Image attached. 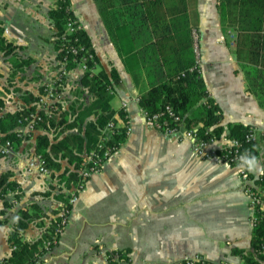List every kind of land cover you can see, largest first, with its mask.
<instances>
[{"label": "crops", "instance_id": "1", "mask_svg": "<svg viewBox=\"0 0 264 264\" xmlns=\"http://www.w3.org/2000/svg\"><path fill=\"white\" fill-rule=\"evenodd\" d=\"M192 1L190 13L188 0V14L196 27L192 30L198 31L199 69L209 97L220 109L222 136H227L229 125L264 130V109L246 91L232 40L220 28L216 0ZM69 3L97 57L94 73L102 70L116 76L110 106L116 124L123 127L118 113L123 103L128 104L131 132L78 193L68 224L41 264H104L106 255L116 251L130 254L132 264H177L195 255L213 264H243L234 251H250L253 225L236 169L225 168L217 159L203 160L188 140L168 138L150 128L135 99L145 95L151 83L142 52L137 47L130 51L129 31H121L126 46L120 51L94 0ZM55 5V0H0L2 37L16 47L11 55L0 47V116L27 107L30 97H37L57 70L56 32L49 18ZM22 62L26 64L19 66ZM83 73L79 65L69 71L56 104V115L63 112L67 126L50 133L37 129L13 145L8 155L0 154V175L9 174L16 186L6 195L12 201L9 209L4 211L0 199V260L10 255L8 236L19 209L35 205L38 218L23 238L43 240L58 208L73 192L75 185L68 176L75 170L63 156L66 150L52 155L56 164L48 168L52 175L30 173L26 165L36 153L39 135L47 134L53 143L70 138L68 147L73 148V137H82L85 122L94 119L92 115L82 125L68 127L95 100L81 84ZM257 146L258 165L264 167V145Z\"/></svg>", "mask_w": 264, "mask_h": 264}, {"label": "trees", "instance_id": "2", "mask_svg": "<svg viewBox=\"0 0 264 264\" xmlns=\"http://www.w3.org/2000/svg\"><path fill=\"white\" fill-rule=\"evenodd\" d=\"M55 2V7L49 12V18L56 32L54 41L56 58L59 61L66 60L68 71L77 67L81 58H86L88 70L84 71L81 84L95 98L68 127L82 122L80 126L88 117L92 115L95 117L85 122L82 137L78 135L73 137L71 143L73 148L68 147L70 138L53 143L47 134L36 138L35 148L36 153L43 156L47 168L56 165L51 158L52 155L67 151L63 156L69 158V163L75 170L68 176L73 182V187L79 180L84 153L96 148L107 123L114 118L110 106L112 95L109 91L113 80L115 82L117 80L113 73L111 77L102 70L94 73L98 60L83 30L67 34L65 36L67 41L62 39L66 32L67 20L75 17L69 9V0ZM94 3L114 45L123 51L126 38H122L121 31H129L127 35L132 45L130 51H135L134 48L137 47L138 51L142 52V63L151 87L139 98L138 105L141 111L147 116L158 115L159 124L174 126L175 122L166 110L170 108L183 120L187 129L196 128L202 139L208 138L204 135L207 129L209 136L219 138L224 132L220 124L221 112L218 105L209 97L200 69L196 66L192 38V28L196 27L189 19L188 0H94ZM216 10L225 37L230 32L235 35L233 54L243 71L246 91L254 96L260 108L264 109V0H216ZM129 21L136 22L128 24ZM0 47L7 55L13 54L16 50L15 46L5 42L1 30ZM72 48L76 50L75 54L71 52ZM24 64L26 62L18 65ZM65 80L66 78L60 83L59 91H63L62 85ZM37 97H30L28 106L15 114L0 116V144L9 141L13 147L28 138L18 137L16 132L20 127L19 121L36 111ZM1 106L3 103L0 100ZM58 111L55 110L50 119L41 112L43 121L36 128L50 133L56 132L64 124L67 126L63 112L56 115ZM118 114L125 122V113L120 110ZM247 130L248 128L242 125H229L227 137L243 138ZM125 140L126 128L117 127L105 144L119 149ZM257 147L255 143L244 144L242 150L258 158ZM261 178L264 186V175ZM15 189V184L9 180V174L0 175V199L3 201L4 211L12 206V201L7 200L6 195ZM17 198L16 195L14 199ZM38 212L35 205L18 210L8 236L11 252L9 257L3 260V264H35L44 239L28 242L24 240L23 234L28 225L38 218ZM52 227L53 224L47 232L52 231ZM47 236L48 233L44 238ZM263 243L264 222L260 221L252 229L250 251L245 253L243 250H235L234 253L241 256L243 264H264V256L260 254Z\"/></svg>", "mask_w": 264, "mask_h": 264}, {"label": "built area", "instance_id": "3", "mask_svg": "<svg viewBox=\"0 0 264 264\" xmlns=\"http://www.w3.org/2000/svg\"><path fill=\"white\" fill-rule=\"evenodd\" d=\"M82 30L81 25L76 19H68L66 22V32L62 36L63 40L67 41L66 35L73 33L74 31ZM193 38V51L195 54L196 66L199 67L200 54L198 44V31L192 30ZM229 38L232 40V48L235 47V35L230 32ZM71 52L76 53V50L72 48ZM91 56H89V59ZM86 58H81L79 66L83 71H87L88 67L85 63ZM69 71L67 70L66 60L59 61L57 70L52 77V80L43 85L41 92L38 95L37 109L35 112L24 116L20 121V127L16 133L18 137L30 136L36 131V127L43 121L42 117L47 119L52 118L54 111L56 110V104L62 97L61 91H59L60 83L67 77ZM138 103L139 99H135ZM128 104L123 103L121 106L122 112L125 113L124 127L126 128V136L130 134L131 127L128 123V117L126 115ZM169 116L172 117L174 126H168L166 123H157L158 115L147 116L142 112L145 123L152 129L160 132L162 135L168 138H176L177 140H188L193 148V152L197 157L206 159H217L220 162L227 164L228 166L236 169L241 187L248 199V206L251 210V219L253 227L260 221L264 222V186L262 185L261 176H254L253 172H249L247 168L241 167L240 156L244 154L242 148L244 144H259L264 145V130H256L252 127L248 128L243 138H228L222 135L219 138L209 136V130L205 131L207 139H202L197 133L196 128L187 129L183 120L175 115L170 108L166 109ZM43 113V116L41 115ZM22 124V125H21ZM119 127L116 124L115 118L107 123L103 130L102 135L99 138V142L94 150L84 153L83 162L79 170V180L76 182L73 192L70 193L69 198L60 205L58 208L54 220L52 231L48 232V236L44 238L41 245V253L37 255L35 264H41L44 254L48 253L55 247L60 235L64 228L68 224L71 208L76 203L78 193L81 192L87 181L96 173H98L102 165L118 151V147L113 145L108 146L106 141L109 139L110 134ZM12 150V143L5 141L0 144V154L8 155ZM26 169L30 173H38L40 175L49 176L50 171L46 167L44 158L41 154L35 153L27 162ZM2 220V219H1ZM0 220V221H1ZM15 247L12 248L14 250ZM260 254L264 256V243L261 246ZM213 264L200 255L193 257H184L177 264ZM0 264H3V260H0ZM104 264H132L130 254L126 252H111L105 257Z\"/></svg>", "mask_w": 264, "mask_h": 264}, {"label": "clouds", "instance_id": "4", "mask_svg": "<svg viewBox=\"0 0 264 264\" xmlns=\"http://www.w3.org/2000/svg\"><path fill=\"white\" fill-rule=\"evenodd\" d=\"M240 161L241 167L247 168L249 172H258L264 175V167L258 165V159L255 155L246 152L240 156ZM224 167L227 168L229 166L224 164Z\"/></svg>", "mask_w": 264, "mask_h": 264}, {"label": "rangeland", "instance_id": "5", "mask_svg": "<svg viewBox=\"0 0 264 264\" xmlns=\"http://www.w3.org/2000/svg\"><path fill=\"white\" fill-rule=\"evenodd\" d=\"M192 5H193V1L192 0H189V10H190V13L192 11Z\"/></svg>", "mask_w": 264, "mask_h": 264}]
</instances>
